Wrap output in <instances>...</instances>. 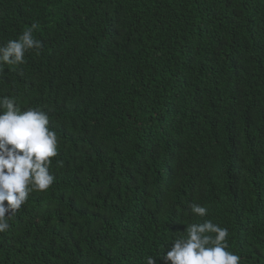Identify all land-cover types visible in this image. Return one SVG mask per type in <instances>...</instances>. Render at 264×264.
Wrapping results in <instances>:
<instances>
[{"label":"trees","instance_id":"1","mask_svg":"<svg viewBox=\"0 0 264 264\" xmlns=\"http://www.w3.org/2000/svg\"><path fill=\"white\" fill-rule=\"evenodd\" d=\"M33 22L0 96L47 113L55 179L0 264H146L205 220L264 264V0H0V44Z\"/></svg>","mask_w":264,"mask_h":264},{"label":"clouds","instance_id":"2","mask_svg":"<svg viewBox=\"0 0 264 264\" xmlns=\"http://www.w3.org/2000/svg\"><path fill=\"white\" fill-rule=\"evenodd\" d=\"M38 27L33 22L18 39L0 44V65L21 64L26 51L42 47L33 37ZM57 143L47 113L36 108L21 111L14 97L0 96V232L10 228V219L32 191H46L54 182L49 165ZM190 207L197 216L207 215L205 206ZM186 225V236L175 238L162 255H149L146 264H157L158 258L164 264H240V256L228 250L227 228L211 220Z\"/></svg>","mask_w":264,"mask_h":264}]
</instances>
